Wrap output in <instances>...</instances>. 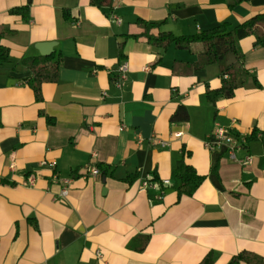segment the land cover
I'll use <instances>...</instances> for the list:
<instances>
[{
    "label": "crops",
    "instance_id": "1",
    "mask_svg": "<svg viewBox=\"0 0 264 264\" xmlns=\"http://www.w3.org/2000/svg\"><path fill=\"white\" fill-rule=\"evenodd\" d=\"M230 2L113 0L98 8L89 0H0L2 42L17 62L0 67V264H198L209 251L212 264H227L241 250L264 260V49L253 37L240 40L261 87L249 80L215 106L204 92L220 85L219 64L183 76L171 72L173 60L195 57L172 46L128 39L122 60L117 52L138 19L186 35L264 10V0ZM20 6L28 19L10 12ZM41 42L55 43L62 62L58 80L43 83L36 101L20 61L40 54ZM123 63L118 84L113 76ZM179 104L187 121H171ZM217 125L247 134L236 155L250 154L252 163L203 145ZM152 135L167 145L152 143ZM183 157L205 175L189 195L177 190ZM90 164L107 172L86 175ZM146 177L153 186H143ZM145 233V248L131 249Z\"/></svg>",
    "mask_w": 264,
    "mask_h": 264
},
{
    "label": "trees",
    "instance_id": "2",
    "mask_svg": "<svg viewBox=\"0 0 264 264\" xmlns=\"http://www.w3.org/2000/svg\"><path fill=\"white\" fill-rule=\"evenodd\" d=\"M90 4L98 7L111 8L113 0H89ZM248 0H231L229 6L235 7ZM11 13L21 14L28 19L29 12L25 6L15 7ZM66 20L74 21L75 18L68 10L63 11ZM246 37H253V46L264 49V10L254 15L232 24L228 20H222L216 25L199 30L192 34L176 35L171 31L162 30L160 24L144 19L137 20V29L121 35L118 42V56L124 58V46L128 39L143 40L159 49H167L172 46L180 50H189L195 55L192 61L174 59L171 64V72L175 75H191L197 70H201L209 65H220V85L216 88L206 86L204 97L208 103L215 106L221 99H230L234 96L235 90L244 87L249 79L260 88L261 84L244 65V54L240 48V40ZM62 62V55L58 51H53L50 55L41 54L34 56H22L20 63L25 65L30 75L25 79L27 86L34 92L36 101L42 99L41 86L43 83L55 82L59 77V68ZM17 62L13 60L11 49L2 42L0 34V67L11 65ZM114 79L117 75L113 76ZM189 119L188 109L179 104L171 115V121H187ZM47 121L53 123V119L48 117ZM1 125V118H0ZM190 152H186V157ZM102 174L107 172L105 166L97 165ZM175 176L178 180V194H192L203 182L205 175L199 174L195 168L185 158L177 161ZM135 176H128L126 180H133ZM154 180V177L152 178ZM149 241V233L140 234L130 244L133 250L141 251ZM215 254L209 251L199 261L198 264H212ZM264 264V260L259 255L241 250L234 254L227 264Z\"/></svg>",
    "mask_w": 264,
    "mask_h": 264
},
{
    "label": "built area",
    "instance_id": "3",
    "mask_svg": "<svg viewBox=\"0 0 264 264\" xmlns=\"http://www.w3.org/2000/svg\"><path fill=\"white\" fill-rule=\"evenodd\" d=\"M125 70H126V64L123 63L121 67V71L117 77L116 82L120 84L125 79ZM247 140V134L241 133L238 131V129L235 128V126H225V125H217L215 126L212 131L207 135L205 140L203 141V145L210 151H215L217 148H223L224 151L227 153L228 157L231 160L237 161L242 165H248L252 163L253 156L250 154H245L242 157H238L236 155V152L238 149H241ZM150 141L156 145L160 146H166L167 142L156 137L155 135H152L150 137ZM139 142H141V139H139ZM86 175H92L97 176L100 171L99 168L94 165L90 164L87 167H85ZM30 183H33L34 181V175H30L28 177ZM72 182V179L65 178L63 180L64 187L61 191V193L66 194L67 193V186ZM153 182H151L148 177H146L143 180V186L149 187L153 186ZM97 256L100 258H103L102 253L100 251H97Z\"/></svg>",
    "mask_w": 264,
    "mask_h": 264
},
{
    "label": "water",
    "instance_id": "4",
    "mask_svg": "<svg viewBox=\"0 0 264 264\" xmlns=\"http://www.w3.org/2000/svg\"><path fill=\"white\" fill-rule=\"evenodd\" d=\"M54 46H55V43L53 42H41L37 45L40 54L44 56L50 55L54 51V48H53Z\"/></svg>",
    "mask_w": 264,
    "mask_h": 264
},
{
    "label": "rangeland",
    "instance_id": "5",
    "mask_svg": "<svg viewBox=\"0 0 264 264\" xmlns=\"http://www.w3.org/2000/svg\"><path fill=\"white\" fill-rule=\"evenodd\" d=\"M181 51H183L184 53H186V55H187L190 59H192V58L195 57V55H194L193 53H191L189 50H181ZM249 80H250V79H249Z\"/></svg>",
    "mask_w": 264,
    "mask_h": 264
}]
</instances>
